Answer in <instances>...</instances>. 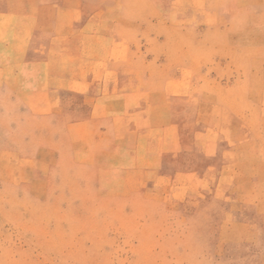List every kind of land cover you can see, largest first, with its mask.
<instances>
[{"label":"rangeland","instance_id":"1","mask_svg":"<svg viewBox=\"0 0 264 264\" xmlns=\"http://www.w3.org/2000/svg\"><path fill=\"white\" fill-rule=\"evenodd\" d=\"M0 264H264V0H0Z\"/></svg>","mask_w":264,"mask_h":264}]
</instances>
